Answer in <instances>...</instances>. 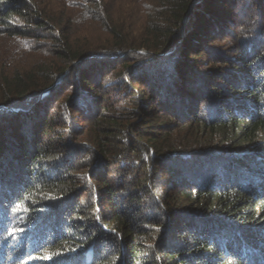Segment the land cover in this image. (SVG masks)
I'll return each instance as SVG.
<instances>
[{"label":"trees","instance_id":"16d2710c","mask_svg":"<svg viewBox=\"0 0 264 264\" xmlns=\"http://www.w3.org/2000/svg\"><path fill=\"white\" fill-rule=\"evenodd\" d=\"M0 107V264H264V0H0Z\"/></svg>","mask_w":264,"mask_h":264},{"label":"water","instance_id":"95a60500","mask_svg":"<svg viewBox=\"0 0 264 264\" xmlns=\"http://www.w3.org/2000/svg\"><path fill=\"white\" fill-rule=\"evenodd\" d=\"M188 19H189V17H187L186 19H185V21L187 22L188 21ZM1 108V107H0Z\"/></svg>","mask_w":264,"mask_h":264},{"label":"rangeland","instance_id":"374dc122","mask_svg":"<svg viewBox=\"0 0 264 264\" xmlns=\"http://www.w3.org/2000/svg\"><path fill=\"white\" fill-rule=\"evenodd\" d=\"M116 93H114V95H115ZM2 108V107H1Z\"/></svg>","mask_w":264,"mask_h":264}]
</instances>
